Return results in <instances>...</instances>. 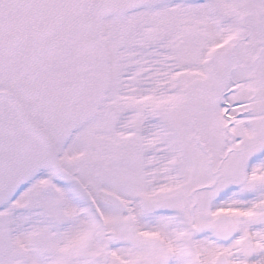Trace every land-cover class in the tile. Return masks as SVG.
<instances>
[{
	"label": "snow or ice",
	"instance_id": "6c2138e0",
	"mask_svg": "<svg viewBox=\"0 0 264 264\" xmlns=\"http://www.w3.org/2000/svg\"><path fill=\"white\" fill-rule=\"evenodd\" d=\"M0 264H264V0H0Z\"/></svg>",
	"mask_w": 264,
	"mask_h": 264
}]
</instances>
